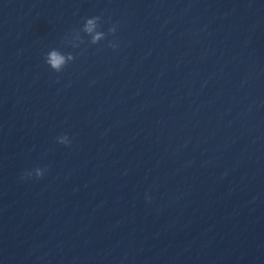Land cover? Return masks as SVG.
I'll return each mask as SVG.
<instances>
[{"label":"water","instance_id":"water-1","mask_svg":"<svg viewBox=\"0 0 264 264\" xmlns=\"http://www.w3.org/2000/svg\"><path fill=\"white\" fill-rule=\"evenodd\" d=\"M0 264H264V0H0Z\"/></svg>","mask_w":264,"mask_h":264},{"label":"clouds","instance_id":"clouds-1","mask_svg":"<svg viewBox=\"0 0 264 264\" xmlns=\"http://www.w3.org/2000/svg\"><path fill=\"white\" fill-rule=\"evenodd\" d=\"M100 16H96L94 19L87 20V31L91 32L93 27L95 26V20L100 19ZM112 32H116V27L113 26L109 29ZM94 39H99V35H97ZM115 48V47H114ZM65 58L60 55L58 52L53 51L48 54L47 64L51 65L53 69H56L57 72L60 71L61 66L64 64ZM60 143L65 145H70L71 141L67 135H63L58 137ZM45 169L41 170V168L35 169V176L37 178H42L44 176ZM33 175L32 171L26 173L24 178H29Z\"/></svg>","mask_w":264,"mask_h":264}]
</instances>
